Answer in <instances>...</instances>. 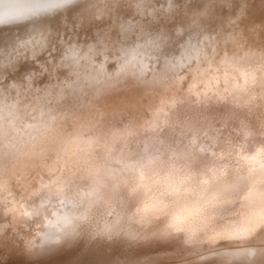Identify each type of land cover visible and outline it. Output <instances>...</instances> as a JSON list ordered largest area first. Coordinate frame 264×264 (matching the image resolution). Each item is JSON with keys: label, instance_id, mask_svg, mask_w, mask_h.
Returning <instances> with one entry per match:
<instances>
[{"label": "rangeland", "instance_id": "1", "mask_svg": "<svg viewBox=\"0 0 264 264\" xmlns=\"http://www.w3.org/2000/svg\"><path fill=\"white\" fill-rule=\"evenodd\" d=\"M61 1L35 6H53L48 12L28 8L25 20L0 17V154L16 161L0 158V183L40 176L43 165L19 173V161L40 153L47 130L73 132L63 115H46L71 96L97 107L99 131L110 116L127 144L115 138L116 161L85 145L92 167L115 164L108 200L99 205L85 178L69 201L46 190L45 201L31 200L30 218L4 225L0 264H264V0ZM242 47L259 76L230 85V60ZM133 117L150 123L134 132ZM149 195L161 211L142 218L135 209ZM181 210L177 230L170 218Z\"/></svg>", "mask_w": 264, "mask_h": 264}, {"label": "bare ground", "instance_id": "2", "mask_svg": "<svg viewBox=\"0 0 264 264\" xmlns=\"http://www.w3.org/2000/svg\"><path fill=\"white\" fill-rule=\"evenodd\" d=\"M50 0H0V17H2V20H3V17H5L4 19H9V18H12V17H16L18 19H23L22 17H24L26 14H29L30 11H28L27 9L28 8H32L31 9V12H34V13H37V12H44V11H47L49 8L53 7V6H50V7H45V8H40L37 9L35 8V6H39V4H45L46 2H48ZM61 1V0H60ZM68 1H71V0H68ZM74 0H72L73 2ZM65 1H61L59 3H64ZM224 2V1H223ZM227 2V1H226ZM245 2V1H244ZM243 2V3H244ZM239 3V2H238ZM247 3V2H246ZM48 4V3H47ZM241 4V3H240ZM61 5V4H60ZM58 5V7L60 6ZM67 5V4H65ZM64 5V6H65ZM47 6V5H46ZM244 6V4H243ZM249 6V5H248ZM62 7V6H61ZM234 7V6H233ZM241 7V5H240ZM222 8V7H221ZM244 8V7H243ZM242 8V9H243ZM56 9V8H55ZM241 9V8H240ZM239 9V10H240ZM50 11V9L48 10ZM47 11V12H48ZM223 11V10H222ZM232 11V10H231ZM244 10L241 11V13L243 12ZM236 12V11H235ZM231 13V12H230ZM229 13V14H230ZM42 14V13H41ZM232 14V13H231ZM33 15V14H32ZM39 15V14H38ZM235 15V14H234ZM227 17V16H226ZM253 17V16H252ZM25 18V17H24ZM243 18V17H242ZM241 18V19H242ZM28 19V18H27ZM26 19V20H27ZM208 19V17H207ZM228 19V18H227ZM230 19V18H229ZM250 19V18H249ZM25 20V19H23ZM235 20V19H234ZM243 20V19H242ZM5 21V20H4ZM10 21V20H9ZM9 21H6L5 23H8ZM13 21V20H12ZM16 21V20H14ZM20 21V20H18ZM244 21V20H243ZM17 22V21H16ZM236 22V21H235ZM248 22V21H247ZM12 23V22H11ZM230 23V22H229ZM244 23V22H243ZM167 25V24H166ZM164 25V26H166ZM200 25V24H199ZM222 25V24H221ZM239 25V24H238ZM247 25V24H245ZM242 26V24H241ZM250 26V25H249ZM247 27V26H246ZM205 29V28H204ZM251 30V29H250ZM254 32V31H253ZM227 33V32H226ZM245 33V32H244ZM244 33L242 34V37L244 35ZM256 33V32H255ZM239 34V33H238ZM248 34H250L248 32ZM257 34V33H256ZM259 34V33H258ZM253 35V34H252ZM205 36V35H204ZM246 36V35H245ZM250 36V35H249ZM256 37V36H255ZM258 37V36H257ZM251 38V37H250ZM246 39V38H245ZM248 39V38H247ZM260 40V39H259ZM207 41V40H206ZM211 41V40H210ZM209 41V42H210ZM206 43V42H205ZM208 43V42H207ZM212 43V41H211ZM209 44V43H208ZM205 46V45H204ZM244 46V45H243ZM250 46V45H248ZM171 47V46H170ZM252 47V46H251ZM260 47V46H259ZM160 48V47H159ZM203 48V47H202ZM183 49V48H182ZM216 49V48H215ZM249 49H251L249 47ZM207 51V50H206ZM256 51V50H255ZM259 51V50H258ZM171 52V51H170ZM176 52V51H174ZM162 53V52H161ZM185 53V52H184ZM257 53V51H256ZM261 54V52H259ZM171 54V53H170ZM173 54V53H172ZM171 54V55H172ZM183 54V53H182ZM181 54V55H182ZM201 54V53H200ZM157 55V54H156ZM160 55V54H159ZM174 55V54H173ZM236 56L232 57V59L230 60V64H229V70H231V73H232V76H230L229 80H230V85L232 84V81H233V84L237 83V84H240L241 82L243 81H251L252 80V77H251V74H254L255 76H259L257 74V69L261 66H258L255 65V63L257 62H253V60H251L252 58L249 57V55H247V53L245 52V49L244 47H242L237 54H235ZM176 56V55H175ZM179 56V55H178ZM187 56V55H185ZM184 56V57H185ZM155 57H158V56H155ZM168 58V56H166ZM253 57V56H252ZM264 56H261L260 59H262ZM165 58V57H164ZM166 58V59H167ZM176 58V57H175ZM254 58V57H253ZM166 59L164 61H166ZM179 59V58H178ZM196 59V58H195ZM256 59V58H255ZM154 60H157L154 59ZM161 62H163V59L161 58ZM251 60V61H250ZM263 60V59H262ZM170 60H168L169 62ZM176 61H178L176 59ZM195 61V60H194ZM193 61V63H194ZM260 61V60H259ZM159 62V63H161ZM179 62V61H178ZM192 62V61H190ZM263 62V65H264V61ZM158 63V61L156 62ZM155 63V64H156ZM166 64V63H165ZM163 65V64H162ZM169 65V64H168ZM178 65V64H177ZM182 65V64H181ZM185 65V64H183ZM191 65V64H190ZM197 65V64H196ZM222 65V64H221ZM260 65V64H259ZM153 66V65H152ZM164 66V65H163ZM162 66V67H163ZM171 66V65H170ZM160 67V66H159ZM161 67V68H162ZM173 67V66H172ZM176 67V66H175ZM221 67V66H220ZM264 67V66H263ZM155 70H156V67H154ZM160 68V69H161ZM178 69V68H177ZM176 69V70H177ZM143 70V69H142ZM153 70V69H152ZM154 70V71H155ZM159 71V70H158ZM186 71V69H185ZM258 71H260V69H258ZM156 72V71H155ZM256 72V73H255ZM143 73V72H141ZM225 73V72H224ZM230 73V74H231ZM147 74V73H146ZM230 74H227V75H230ZM222 75V74H221ZM226 75V74H225ZM224 75V76H225ZM218 76V75H216ZM208 78V77H207ZM222 78V77H221ZM226 78V77H224ZM195 80V79H194ZM211 80V79H210ZM222 80V79H221ZM228 80V79H227ZM253 81V80H252ZM263 81H264V77H263ZM222 84V83H221ZM228 86V85H226ZM234 86V89L237 88L238 85H233ZM244 88V87H242ZM247 88V87H246ZM249 89V88H247ZM238 90V89H237ZM245 90V89H244ZM236 91V89L234 90ZM246 91V90H245ZM244 91V92H245ZM243 91H241L242 93ZM251 94H252V97L254 96L255 92L252 91V89L250 90ZM240 94V93H239ZM245 94V93H244ZM249 95V94H248ZM256 95V94H255ZM260 95V94H259ZM234 96V95H233ZM60 97V96H59ZM69 97V95H68ZM259 97V96H258ZM257 97V98H258ZM212 98V97H211ZM238 98V97H237ZM249 98V97H248ZM256 98V99H257ZM260 98V97H259ZM75 97L71 96L69 97L68 99H65L64 101L58 103L56 102L54 105H53V108L51 110H48L46 112V115L48 116H51V113L50 112H56L58 113L59 115H63L60 120H62L61 122H64V123H68L69 125H71V127H73V132L71 134H53V135H49L51 133V130H47L45 135H43V138L41 141L44 140V144H42L41 146V151L40 153H36L34 155V158L31 160V161H25L24 159V162L22 161H19V168L20 170L17 171V172H21V173H24L25 170H38V166L40 165H43L42 167L44 168L43 170H41L39 173H40V176L41 174L42 175H49V174H52V177L50 179H44V178H41L40 176H36V178H34V182H32L30 179H31V176L27 175L26 178H24V174L25 173H28L27 171L24 173V174H20V181H18L19 179L15 180L14 178H16L15 176V173H13V175L15 176H12V178L16 181L15 183H12L9 186L8 189H6L8 186H4L3 183H0V188H2L0 190V196L2 198L0 199H3V203L5 204V210L3 212H0V215L2 217V221L1 224H0V235L3 233V230H4V225H15L16 223L19 222V220H26L27 217H31L32 216V206H33V203L31 202L32 199L36 198L37 196V200L41 202L45 201L47 198L46 196H44L46 193V190L48 191V195H54V194H59V196L61 197H64L66 198V200H70V198L75 195V192L77 191V187L75 185V182L79 179L81 180L82 178H85L87 180V183H85V188L88 190H94L95 192V195H96V198L99 200V205L103 202H106L108 200V197H109V191L111 189V186L114 182V180L117 178V176L115 175V170H116V167H115V164L114 163H110L111 165H108V164H105V161L104 160H108V161H116V158H115V153H113L115 151L112 152V147H113V144L115 145L116 147V144H115V141L117 142L119 140V142H121L123 145H126L127 144V138H123L122 136V132H119L117 131V127L114 126V125H111L113 124L111 122L110 119V116L109 117H106L104 118V122L106 123L105 120H107V122L110 124L109 125H103L102 126V130L99 131V128H97V124L99 123L98 120L99 119H102V117H100L99 115L101 114H94L96 112V108H89L87 109L86 107H82V106H79V105H74L75 104ZM72 101L73 105L70 104L69 102ZM232 101V100H231ZM262 101V100H261ZM263 102V101H262ZM252 103H255L252 101ZM264 104V103H262ZM242 106V104H241ZM249 109V108H248ZM255 109V108H254ZM98 110H100L98 108ZM50 111V112H49ZM100 112V111H99ZM58 114H56L58 116ZM156 114V113H155ZM55 115V114H54ZM169 115V114H168ZM56 116V117H57ZM52 117V116H51ZM51 117H50V120H51ZM55 117V119H56ZM112 117V116H111ZM116 118V116H114ZM49 118V117H48ZM59 118V117H58ZM144 118V117H142ZM3 119V118H2ZM54 119V118H52ZM54 119V120H55ZM117 119V118H116ZM135 119H137V117H133L132 119H130V125L132 126V129L133 131H137L138 129L146 126V125H149L148 121L147 120H139V121H135ZM48 120V122L50 121ZM53 120V121H54ZM115 120V119H113ZM112 120V121H113ZM101 121V120H100ZM4 122V121H3ZM2 122V123H3ZM113 122H117L116 120L113 121ZM39 123V121H38ZM37 123V125H38ZM53 123V122H52ZM51 121H50V125L52 124ZM118 123V122H117ZM120 123V122H119ZM30 124V123H28ZM49 124V123H48ZM58 124V123H57ZM60 124V123H59ZM1 125V123H0ZM27 125V124H26ZM36 125V123H35ZM43 125V124H42ZM5 126V125H4ZM3 126V128H5ZM49 126V125H48ZM62 126V125H61ZM64 126V124H63ZM26 127V126H25ZM70 127V129L72 130V128ZM156 127V126H155ZM1 128V129H3ZM24 128V127H23ZM37 128V127H36ZM49 128V127H48ZM65 128V127H64ZM241 128V127H240ZM31 129V128H30ZM42 129V128H41ZM106 129H108L107 131H105ZM22 130V129H21ZM54 130V129H53ZM123 130H126L125 128H123ZM122 130V131H123ZM4 131V130H3ZM6 131V129H5ZM27 131V130H26ZM128 131V129H127ZM126 131V132H127ZM130 131V129H129ZM29 132V131H28ZM35 132V131H34ZM49 132V134H47ZM124 132V134L126 133ZM131 132V131H130ZM133 132V133H134ZM37 133V131H36ZM31 134V133H29ZM27 135V137H23V139L21 138L22 141H20V143H23L21 145H26L27 143V140L25 139H28L30 137V135ZM33 135V134H32ZM127 135V134H126ZM36 136V135H35ZM38 136V135H37ZM41 136V134H40ZM120 136L122 137L121 139ZM8 137V136H7ZM116 137H119L118 140H115ZM163 138V137H161ZM13 139V138H12ZM30 139V138H29ZM41 139V138H40ZM117 139V138H116ZM31 140V139H30ZM35 140V139H34ZM74 140V141H73ZM165 140V138H164ZM12 141H15V142H18L17 140H12ZM36 141V140H35ZM38 141V140H37ZM30 142V141H29ZM71 142H75L72 146H71V149H70V156L67 158L66 156L63 155V153L66 151L65 149L69 148L67 147L68 144H70ZM92 142L94 145L97 143L98 145V150L102 153L101 155L104 157V160L101 161L100 165L99 164H95L94 167H92V165H90L89 160L87 159V157L89 156H86L87 152L85 150V145H87L88 143ZM35 143V142H34ZM118 143V142H117ZM120 143V144H121ZM14 144V143H13ZM19 144V142H18ZM31 144V143H30ZM119 144V143H118ZM157 145V143H156ZM18 146V145H17ZM21 149L20 151H22V146H20ZM25 147V146H24ZM32 147V146H31ZM118 147V145H117ZM27 148V146H26ZM119 148V147H118ZM117 148V149H118ZM29 149V148H28ZM25 150V149H24ZM27 150V149H26ZM30 150V149H29ZM97 150V149H96ZM120 150V149H119ZM160 150V149H159ZM8 151H12V150H8ZM9 152V153H10ZM24 152V151H22ZM117 152V150H116ZM17 153V152H16ZM21 153V152H20ZM26 153V152H24ZM31 153V152H30ZM118 153V152H117ZM110 154V155H109ZM0 158H3L5 160V158L7 160H11L9 161L8 164H10V162H13V157L12 155L10 154H7V153H2L0 154ZM29 155V154H28ZM32 155V154H31ZM30 155V156H31ZM22 156V155H21ZM96 157V156H95ZM29 160V159H28ZM88 160V162H87ZM96 161V160H95ZM100 161V160H99ZM257 161V159H256ZM98 162V161H96ZM252 162V161H251ZM259 162V161H258ZM2 163V162H1ZM16 163L13 162L12 164ZM4 164V163H3ZM7 164V166H9ZM11 164V166H12ZM16 165V164H15ZM255 165V164H254ZM260 165V164H259ZM14 166V165H13ZM12 166V168H13ZM244 167V166H243ZM11 168V167H10ZM8 168V169H10ZM25 168V169H24ZM57 168V169H56ZM17 169V167H16ZM16 169L14 170V172L16 171ZM24 169V170H23ZM249 169V168H247ZM245 168V170L248 172L250 171V173H257V169H249L247 170ZM3 170V169H2ZM12 170V169H11ZM12 170V171H13ZM22 170V171H21ZM55 170H59V171H56ZM72 170H75L74 174H70L72 172ZM31 171V172H32ZM38 172V171H37ZM70 172V173H69ZM234 172V171H233ZM8 173V172H7ZM12 173V172H10ZM9 173V174H10ZM19 173H16V174H19ZM36 173V172H35ZM34 173V175H36ZM198 173V172H197ZM215 173V172H214ZM244 173V172H243ZM8 174V175H9ZM7 175V176H8ZM62 175H65V177H63ZM243 175V174H242ZM10 176V175H9ZM8 176V178H9ZM19 177V175L17 176ZM43 177V176H42ZM11 178V177H10ZM2 179V178H1ZM7 179V178H6ZM4 179L1 180V182H5L3 181ZM9 180V179H8ZM10 181V180H9ZM32 183H31V182ZM21 182V183H20ZM9 182H7L8 184ZM11 183V181H10ZM83 183V182H81ZM70 185H73V188L70 187ZM71 190V192H69V190ZM84 189V188H83ZM85 189V190H86ZM7 190L9 192H7ZM8 193V195H7ZM77 194V193H76ZM82 194V193H81ZM41 195V196H39ZM55 198V197H54ZM53 198V200H54ZM60 198V197H59ZM88 199V198H87ZM95 199V197L93 198ZM60 201V200H59ZM62 202V201H61ZM67 202V201H66ZM81 202V201H79ZM94 202V201H93ZM92 202V203H93ZM65 203V202H64ZM91 203V201H90ZM9 204V205H8ZM37 204V203H36ZM44 204V203H43ZM60 204V203H59ZM7 205V206H6ZM70 205V204H69ZM91 205V204H90ZM93 206V205H91ZM56 207V206H55ZM90 207V206H89ZM61 208V207H60ZM54 209V208H53ZM67 209V208H66ZM91 209V208H90ZM89 209V210H90ZM42 211V210H41ZM39 212V211H38ZM53 212V211H52ZM38 215V214H37ZM90 215V214H89ZM0 217V218H1ZM87 217V216H86ZM38 218V217H37ZM92 218V217H91ZM90 218V219H91ZM89 219V220H90ZM38 220V219H37ZM34 221V220H33ZM39 221V220H38ZM60 222V221H59ZM46 223V222H44ZM62 223V222H61ZM44 226H46L44 224ZM47 227V226H46ZM45 227V228H46ZM65 227V226H64ZM35 228V227H34ZM44 229V227H43ZM67 230V228H66ZM65 231V230H64ZM70 231V230H69ZM81 232V231H80ZM65 234V233H64ZM42 235V234H41ZM62 235V234H61ZM55 237V236H54ZM61 238V237H59ZM41 239V238H40ZM53 239V238H52ZM62 239V238H61ZM35 240V239H34ZM37 241V240H35ZM41 241H44V239H42ZM56 242L59 241V240H55ZM71 241V240H70ZM46 242V241H45ZM51 242V240L49 241ZM53 242V241H52ZM37 243H40V242H37ZM42 243V242H41ZM47 243V242H46ZM39 245V244H38ZM199 256V255H198ZM192 258V257H191ZM190 258V259H191ZM212 259V258H211ZM214 260H216V258H213ZM238 259V258H237ZM188 261V259H187ZM237 261V264H238V260ZM193 262V261H192ZM221 262V261H220ZM224 262V260H223ZM243 262V261H242ZM249 262V261H248ZM185 263V262H184ZM189 263V262H188ZM222 263V262H221ZM250 263V262H249ZM248 263V264H249ZM172 264V263H171ZM194 264V263H193ZM220 264V263H219ZM223 264V263H222ZM228 264V263H227Z\"/></svg>", "mask_w": 264, "mask_h": 264}, {"label": "clouds", "instance_id": "3", "mask_svg": "<svg viewBox=\"0 0 264 264\" xmlns=\"http://www.w3.org/2000/svg\"><path fill=\"white\" fill-rule=\"evenodd\" d=\"M141 187L144 188L145 192L148 193L150 191V186L145 182L144 177L141 176ZM161 211L159 205L155 202L154 197L152 196H146V198L139 204V206L135 209V212L140 215L142 218H147L149 216H155L158 215ZM185 215L183 214V211H178L176 214H174L170 218V223L173 227H175L177 230H180L183 224V221L185 220ZM238 232H246L247 228H241L237 230ZM236 234V233H231Z\"/></svg>", "mask_w": 264, "mask_h": 264}, {"label": "snow or ice", "instance_id": "4", "mask_svg": "<svg viewBox=\"0 0 264 264\" xmlns=\"http://www.w3.org/2000/svg\"><path fill=\"white\" fill-rule=\"evenodd\" d=\"M235 235V234H234Z\"/></svg>", "mask_w": 264, "mask_h": 264}]
</instances>
